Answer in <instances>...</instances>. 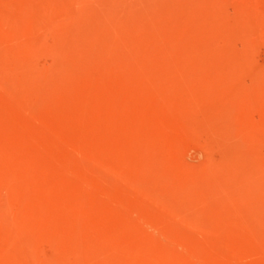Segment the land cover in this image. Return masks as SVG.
Listing matches in <instances>:
<instances>
[{"label":"rangeland","instance_id":"obj_1","mask_svg":"<svg viewBox=\"0 0 264 264\" xmlns=\"http://www.w3.org/2000/svg\"><path fill=\"white\" fill-rule=\"evenodd\" d=\"M0 264H264V0H0Z\"/></svg>","mask_w":264,"mask_h":264}]
</instances>
